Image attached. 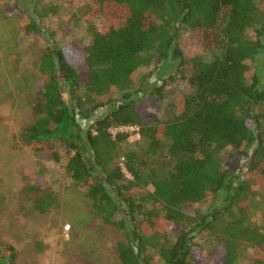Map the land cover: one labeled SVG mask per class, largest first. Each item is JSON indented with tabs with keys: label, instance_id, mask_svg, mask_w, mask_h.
I'll list each match as a JSON object with an SVG mask.
<instances>
[{
	"label": "trees",
	"instance_id": "1",
	"mask_svg": "<svg viewBox=\"0 0 264 264\" xmlns=\"http://www.w3.org/2000/svg\"><path fill=\"white\" fill-rule=\"evenodd\" d=\"M92 6L106 22L84 47L50 44L23 13L25 31L43 48L39 71L46 78L23 142L38 159L59 163L62 151L68 154L66 174L95 215L122 233L121 264H193L196 237L205 232L226 264H237L248 246L253 264H264V231L248 222L254 192L236 171L245 161L264 189V0H92ZM185 32L203 48L187 63L179 46ZM154 63L180 68L177 77L191 92L175 97L172 117L164 121L154 112L148 124L138 105L151 90L163 97V87L146 92L148 79L137 73ZM82 122L91 123L88 131ZM129 126L139 127L142 143L120 155L130 135L112 131ZM57 207L50 192L34 203L39 213ZM16 260L15 248L3 244L0 264Z\"/></svg>",
	"mask_w": 264,
	"mask_h": 264
},
{
	"label": "rangeland",
	"instance_id": "2",
	"mask_svg": "<svg viewBox=\"0 0 264 264\" xmlns=\"http://www.w3.org/2000/svg\"><path fill=\"white\" fill-rule=\"evenodd\" d=\"M23 13L43 30L50 44L63 47L89 45L106 22L95 14L92 0H0V247L7 243L15 248L16 264H121L116 247L122 233L95 215L90 200L66 174L68 154L62 151L59 163L38 159L22 140L23 130L35 120L33 107L46 81L39 71L43 48L35 34L25 31ZM179 46L186 63L203 53L200 41L190 32L182 34ZM179 72L180 68L160 63L138 71L148 79L146 92L163 87L161 98L153 90L142 96L138 111L145 123L154 121V112L164 121L172 117L175 97L191 92L186 81L177 77ZM260 74L264 85V60ZM104 114L101 111L98 117ZM90 125L82 122L85 131ZM141 143L135 133L130 135L120 144V155L139 150ZM236 171L242 172L241 179L254 192L248 222L264 231V189L252 179L245 161L236 163ZM46 192L54 194L58 207L39 213L34 203ZM167 229L178 232L174 226ZM195 242L193 264H226L210 233L198 234ZM253 262L248 246L237 264Z\"/></svg>",
	"mask_w": 264,
	"mask_h": 264
},
{
	"label": "built area",
	"instance_id": "3",
	"mask_svg": "<svg viewBox=\"0 0 264 264\" xmlns=\"http://www.w3.org/2000/svg\"><path fill=\"white\" fill-rule=\"evenodd\" d=\"M114 131L117 132V134H129V135H132V134L135 133L138 137H140V129H139L138 126L120 127V128H117V129L113 130L112 133H114ZM122 161H124V159ZM121 167H122L125 175L128 178L131 179V175L126 170L124 162L121 163ZM69 229H70V226H69Z\"/></svg>",
	"mask_w": 264,
	"mask_h": 264
}]
</instances>
